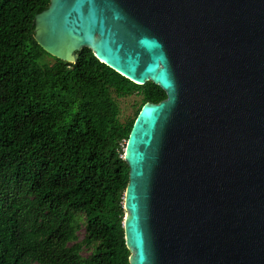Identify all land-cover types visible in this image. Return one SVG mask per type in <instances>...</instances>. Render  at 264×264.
Masks as SVG:
<instances>
[{
    "label": "water",
    "instance_id": "water-1",
    "mask_svg": "<svg viewBox=\"0 0 264 264\" xmlns=\"http://www.w3.org/2000/svg\"><path fill=\"white\" fill-rule=\"evenodd\" d=\"M32 33L165 94L123 148L128 264H264V0H49Z\"/></svg>",
    "mask_w": 264,
    "mask_h": 264
},
{
    "label": "trees",
    "instance_id": "trees-1",
    "mask_svg": "<svg viewBox=\"0 0 264 264\" xmlns=\"http://www.w3.org/2000/svg\"><path fill=\"white\" fill-rule=\"evenodd\" d=\"M48 1L0 0V264H128L123 148L140 107L165 94L85 48L74 63L47 55L32 22ZM133 94L121 124L113 97Z\"/></svg>",
    "mask_w": 264,
    "mask_h": 264
},
{
    "label": "rangeland",
    "instance_id": "rangeland-1",
    "mask_svg": "<svg viewBox=\"0 0 264 264\" xmlns=\"http://www.w3.org/2000/svg\"><path fill=\"white\" fill-rule=\"evenodd\" d=\"M44 61L48 64H51L53 61L51 58H44ZM114 101L116 102L118 109H119V115L118 120L121 124H124L129 118L132 117L134 111L137 109L139 102H140V96L133 94L128 97L123 98H114ZM124 212V211H123ZM83 237V228L80 227L79 231L77 232V238L78 240H81ZM90 250L83 249L80 253L82 257H86L89 255Z\"/></svg>",
    "mask_w": 264,
    "mask_h": 264
}]
</instances>
